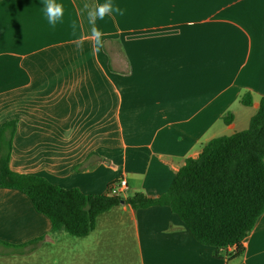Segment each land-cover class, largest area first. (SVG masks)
I'll return each mask as SVG.
<instances>
[{
    "label": "crops",
    "instance_id": "1",
    "mask_svg": "<svg viewBox=\"0 0 264 264\" xmlns=\"http://www.w3.org/2000/svg\"><path fill=\"white\" fill-rule=\"evenodd\" d=\"M57 2L53 28L43 0H0V127L17 121L13 171L85 194L124 177L122 196L158 198L210 140L248 128L264 97V0H112L124 15L97 20L96 55L80 10L103 0ZM243 245L239 258L216 257L169 207L124 203L75 237L0 188V264H264V214Z\"/></svg>",
    "mask_w": 264,
    "mask_h": 264
},
{
    "label": "trees",
    "instance_id": "2",
    "mask_svg": "<svg viewBox=\"0 0 264 264\" xmlns=\"http://www.w3.org/2000/svg\"><path fill=\"white\" fill-rule=\"evenodd\" d=\"M242 103L252 104L250 95ZM233 115H225L230 123ZM17 121L0 127V188L18 190L51 222L53 231L86 237L96 227L99 215L124 204L133 209L167 206L185 224L200 244L221 250L228 260L245 252L244 240L264 214V97L246 130L210 140L195 158H188L169 190L158 198L142 192L131 196L85 194L63 189L48 179L11 169L10 159ZM37 240L26 245L34 244Z\"/></svg>",
    "mask_w": 264,
    "mask_h": 264
},
{
    "label": "clouds",
    "instance_id": "3",
    "mask_svg": "<svg viewBox=\"0 0 264 264\" xmlns=\"http://www.w3.org/2000/svg\"><path fill=\"white\" fill-rule=\"evenodd\" d=\"M43 5L44 15L50 26L55 28L58 23L63 22L65 9L62 3H58L57 0H43ZM85 13L88 25L90 26L88 36L92 44V53L96 55L103 49L105 37V33L97 26V20L102 21L106 16L113 14L124 15V11L118 5H114L112 0H103V2L96 3L84 2L80 15ZM70 27L73 36H75L80 25H78L77 21L73 20ZM83 39L84 37H80L77 42V48L81 51L83 49Z\"/></svg>",
    "mask_w": 264,
    "mask_h": 264
},
{
    "label": "built area",
    "instance_id": "4",
    "mask_svg": "<svg viewBox=\"0 0 264 264\" xmlns=\"http://www.w3.org/2000/svg\"><path fill=\"white\" fill-rule=\"evenodd\" d=\"M127 188V180L124 177L116 180L109 188V193L111 195H122ZM232 250V248L228 247L226 249L221 250V252Z\"/></svg>",
    "mask_w": 264,
    "mask_h": 264
},
{
    "label": "rangeland",
    "instance_id": "5",
    "mask_svg": "<svg viewBox=\"0 0 264 264\" xmlns=\"http://www.w3.org/2000/svg\"><path fill=\"white\" fill-rule=\"evenodd\" d=\"M124 194H129L128 190H127V192H126V193H124ZM124 194H122V195H124Z\"/></svg>",
    "mask_w": 264,
    "mask_h": 264
},
{
    "label": "water",
    "instance_id": "6",
    "mask_svg": "<svg viewBox=\"0 0 264 264\" xmlns=\"http://www.w3.org/2000/svg\"><path fill=\"white\" fill-rule=\"evenodd\" d=\"M124 203V201H122V204Z\"/></svg>",
    "mask_w": 264,
    "mask_h": 264
}]
</instances>
